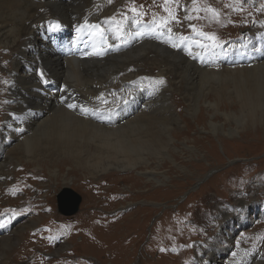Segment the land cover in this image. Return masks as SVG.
<instances>
[{
    "label": "rangeland",
    "instance_id": "374dc122",
    "mask_svg": "<svg viewBox=\"0 0 264 264\" xmlns=\"http://www.w3.org/2000/svg\"><path fill=\"white\" fill-rule=\"evenodd\" d=\"M124 1L118 0V4ZM132 1L125 2L128 10L134 12L137 6L132 8ZM186 1L189 2L180 3L177 14L180 20L173 22L178 32H185L179 37L200 35L218 48L245 39L246 28L264 29V0H213L230 11L229 16L221 10L210 14V7H199L203 0H192L193 11L201 12V20L195 23L183 17L187 15ZM146 10L150 12L152 8L146 6ZM140 16L137 15L138 23L148 25L153 21ZM210 16L214 17L213 22L206 21ZM68 36L66 28L59 35L63 39ZM254 44L261 45L260 50L264 47V42L258 40ZM251 51L248 45L246 52ZM5 57L9 63L0 67V74L4 75L0 79V107L8 105L9 96L7 72L12 60ZM0 59L3 60L1 51ZM128 63L143 65L160 87H167V99L172 100L173 106L180 105L176 114L179 124L172 126L171 136L177 151L170 152V158L154 171L139 168L138 173L119 172L116 169L124 165L112 162V169L96 180L108 178L109 183L100 185V191L84 175L87 172L74 164L54 166L57 176L52 178L38 164L28 166L18 155L17 161L7 166L9 180L0 184V222L4 224L0 235L6 238L5 231L10 229L18 231L20 238L12 249H0L3 256L0 260L6 264H210L215 255L225 259L223 264H231L237 256L238 264L248 263L253 257L264 264V124L253 126L249 121L238 131L240 125L236 122L241 123L244 114L234 93L225 95L228 91L224 89H217L216 93V88L210 90L204 84L206 81L189 85L191 69L186 64L181 65L183 69L176 83L159 75L145 57ZM161 80L163 83H159ZM229 83L227 88L232 91L231 80ZM189 100L193 104H188ZM204 101L229 115L214 116L218 127L223 126L222 132H215L208 124L209 114L214 112ZM232 130H237V134H232ZM158 136L164 141L163 136ZM42 149L39 146L38 152ZM46 150L37 154L46 160L64 156ZM21 168L29 174L23 175ZM155 173L164 183L145 182L147 178L154 180ZM65 188L82 199L73 216L63 215L59 208L58 195ZM77 222L84 225V230L78 233L71 230ZM89 226L93 228L89 230Z\"/></svg>",
    "mask_w": 264,
    "mask_h": 264
},
{
    "label": "bare ground",
    "instance_id": "6f19581e",
    "mask_svg": "<svg viewBox=\"0 0 264 264\" xmlns=\"http://www.w3.org/2000/svg\"><path fill=\"white\" fill-rule=\"evenodd\" d=\"M125 1L118 4V0H0V51L3 57L0 67L9 63L5 56L12 60L7 72L8 105L0 107V184L9 180L7 166L16 162L18 155L28 166L38 164L52 178L57 176L54 166L74 164L87 172L84 175L95 182L96 191L108 182V178L96 180L112 169V162L124 165L122 169H116L119 172L139 168L154 171L162 161L169 159V153L177 151L171 136L172 126L179 124L176 114L180 105L173 106L172 100L167 99V87H160L143 65L127 64L132 59L147 58L152 69L176 83L180 79V69H183L181 65L186 64L191 69L189 85L206 81L204 84L210 90L224 89L228 91L225 95L229 96L234 93L242 108L241 114H244L241 123L236 122L240 125L238 131L249 121L253 126L264 124V47L260 50L254 44L256 40L264 42V29L246 28L245 39L223 49L215 48L200 35L179 37L185 32H178L173 22L180 20L177 14L181 0H152L151 3L134 0L130 2L132 8L137 6L134 12L128 10ZM191 2H187V15L183 17L195 23L201 20V12L195 13ZM146 6L152 10L147 11ZM199 7H210V14L219 10L228 16L231 13L213 0H203ZM125 12L129 18L121 15ZM138 14L142 19L150 17L153 21L148 25L132 22L131 18ZM53 21L60 22L62 30L66 28L68 38L71 29L79 35L80 23L90 27L101 23L108 39L114 42L116 37H131L134 25L147 31L140 39L133 36L124 49L105 54L106 45L101 47L92 39L84 42L86 36L82 35L75 46L77 51L67 54L65 48L58 52L50 42L45 26ZM206 21L213 22L214 17H207ZM109 45L115 48L113 43ZM248 45L252 51L245 52L247 61H241L238 57ZM20 68L23 72L19 74ZM112 69L116 71L111 73ZM3 76L0 74V79ZM230 80L234 87L232 91H229L231 87L227 88ZM201 96L205 97L204 94ZM188 104L193 103L189 100ZM204 104L214 112L209 114L211 129L222 132L223 126L218 127L214 116L228 118L229 115L220 113L215 104L206 101ZM231 133L237 134V130ZM156 134L163 136L164 141ZM153 145L158 148L152 149L150 146ZM39 146H43L40 152ZM47 148L64 156L46 160L37 154L47 152ZM151 164L155 167L151 168ZM21 170L23 175L29 174L25 168ZM155 174L154 180L147 178L145 182L164 183ZM83 227L77 222L71 230L78 233L84 230ZM92 228L89 226L88 229ZM5 232L6 238L0 235V249H12L13 243L19 241L20 233L10 229ZM56 256L60 254L56 253ZM214 256L210 264L224 263L225 259ZM239 260L237 256L231 264H238ZM2 261L0 264H6ZM239 264H260V261L253 257L250 262Z\"/></svg>",
    "mask_w": 264,
    "mask_h": 264
},
{
    "label": "water",
    "instance_id": "95a60500",
    "mask_svg": "<svg viewBox=\"0 0 264 264\" xmlns=\"http://www.w3.org/2000/svg\"><path fill=\"white\" fill-rule=\"evenodd\" d=\"M81 197L69 188L62 189L58 195L59 208L65 216H73L81 205Z\"/></svg>",
    "mask_w": 264,
    "mask_h": 264
},
{
    "label": "snow or ice",
    "instance_id": "6c2138e0",
    "mask_svg": "<svg viewBox=\"0 0 264 264\" xmlns=\"http://www.w3.org/2000/svg\"><path fill=\"white\" fill-rule=\"evenodd\" d=\"M109 2H111V0H109ZM51 28L53 29H59L60 25L58 23H55L53 22L51 25H50ZM159 83H163V81H159ZM70 108L73 107V105H68ZM4 224L2 222H0V227H3Z\"/></svg>",
    "mask_w": 264,
    "mask_h": 264
}]
</instances>
